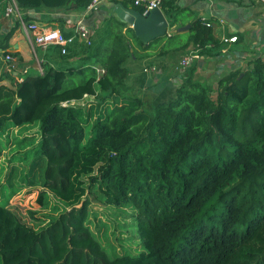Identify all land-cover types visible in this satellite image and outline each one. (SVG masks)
<instances>
[{
	"label": "trees",
	"instance_id": "16d2710c",
	"mask_svg": "<svg viewBox=\"0 0 264 264\" xmlns=\"http://www.w3.org/2000/svg\"><path fill=\"white\" fill-rule=\"evenodd\" d=\"M14 1L24 22L65 38L72 14L104 34L78 67H53L41 53V73L0 84V173L11 138L17 147L0 183V264H264V61L222 75L212 88L194 78L192 59L174 90L145 103L123 93L127 62L217 57L221 43L202 21L179 32L189 17L168 0L161 11L170 32L143 44L111 14L118 3L142 12L127 0H99L96 27V10L87 11L93 0ZM12 21L0 36L10 66L22 63L13 50L21 29ZM49 50L62 60L74 55ZM25 128L35 133L16 140ZM22 190L38 191L41 205L50 192L66 208L42 220L30 213L39 223L32 227L9 207ZM92 202L131 210L144 252L110 258L89 228Z\"/></svg>",
	"mask_w": 264,
	"mask_h": 264
},
{
	"label": "crops",
	"instance_id": "0c3cea01",
	"mask_svg": "<svg viewBox=\"0 0 264 264\" xmlns=\"http://www.w3.org/2000/svg\"><path fill=\"white\" fill-rule=\"evenodd\" d=\"M173 1L179 10L187 12L189 20L184 23V26L190 25L193 20H200L204 24L208 23L209 27L207 28H210L213 37L221 43L220 54L215 58L197 57L196 55L191 57L190 65L193 60L196 61V70L194 71V78L196 80L209 85L210 81L218 80L222 75L238 69H246L248 64L256 58L264 61V0ZM101 14L102 11L96 10L93 18L98 21ZM35 15L43 18V14L41 13L36 12ZM66 18L67 24L73 23L78 19H83V21L85 19L84 15L79 14H72ZM2 19H0V36L14 25L12 20ZM6 27L7 31L5 30ZM232 37H236V42L227 41ZM33 45L32 40L23 34L21 30H16L13 38V50L21 54L22 63L13 62V65H9L13 69L14 66L16 68L12 72V77L17 79V77L22 75L23 73H20L22 69H25L23 72H29V53L34 51ZM79 45L80 42L75 41L72 45L68 46L67 51L71 53L70 55L74 54L68 61L60 59L53 54L52 50L45 51L41 48H38V50L43 54L47 53V59L44 61L51 66L68 69L70 67H78L81 64V56L78 54ZM154 59L153 57L141 62L143 68L149 62L157 64V66L159 64V67L155 68L156 70L153 73L143 71V74L139 69L141 66L139 63L127 65L129 81H139V85L145 81L149 85L154 82V79L151 77L155 74V79H158V83H160L158 86L160 91L164 88L174 90L181 81V75L177 74V72L182 73L185 70L180 69L181 60L178 62H167L162 59H155L156 61L153 62ZM13 61L15 60L13 59ZM1 63L4 65L8 64L0 56V84L9 85L11 80L9 81L8 75L7 77L5 76L6 74ZM144 69L147 68L145 67Z\"/></svg>",
	"mask_w": 264,
	"mask_h": 264
},
{
	"label": "rangeland",
	"instance_id": "374dc122",
	"mask_svg": "<svg viewBox=\"0 0 264 264\" xmlns=\"http://www.w3.org/2000/svg\"><path fill=\"white\" fill-rule=\"evenodd\" d=\"M1 5H3L2 10L7 6L8 2L12 0H0ZM6 3V4H5ZM5 4V5H4ZM111 14L113 12L111 11ZM114 15V14H113ZM95 27L100 24L101 21L95 20ZM75 22L70 23V26H73ZM168 32H170V28L168 27ZM167 32V33H168ZM103 32L96 33V30L90 28V40L96 42L100 37H103ZM87 45L80 43L79 45V55L81 58L84 56V52L87 50ZM34 51L29 53L30 55V68L29 73L35 74L36 70L41 71V52L38 50V47L33 45ZM69 51L66 52L65 55H70ZM70 58L66 59L68 61ZM142 61H128L127 65L132 63H139L141 64L140 70L144 74V68L146 67L149 69L150 62L142 67ZM154 64V63H153ZM4 73L8 76H12V72L16 70L15 66L14 69L9 67V64H2ZM157 68V64H154ZM27 67H29L27 65ZM26 67V68H27ZM154 67V68H155ZM22 69L20 73H24ZM156 70V69H155ZM153 73V72H152ZM155 76V74H154ZM152 76L151 78L154 79L153 83L147 85L145 81L140 83L139 81H129V77L125 82V95H133L140 97L145 103H153L157 97L160 96L161 92L158 89L160 83L159 80L155 79ZM18 78V77H17ZM9 80H11L9 78ZM144 80V79H143ZM219 80V79H218ZM217 79L210 81L209 85L212 88H217ZM141 82V80H140ZM212 98H215V94L212 93ZM86 100L81 101L80 104H84L85 102L92 99V97H86ZM32 133H35L34 130L30 128H25L21 130H15L13 137L16 140L22 139L25 135L31 136ZM36 137V136H35ZM15 140L11 138L10 144L8 145V150L5 151L3 154L2 164L4 167L8 168L11 164L7 162L8 159L11 158V154L17 150V147L14 145ZM15 164H17L15 162ZM13 165H11L12 167ZM6 168L3 173H0V183H3V178L6 174ZM39 192L38 191H26L22 190L17 196L13 197L10 200L9 207L12 209L22 221L26 222L28 225L35 227L39 225L37 221H34L35 218H31L30 213H33L34 217L37 219L42 220L44 217H56L59 213L66 208L64 203L58 200L52 193L47 192L44 199V205L38 203ZM91 217L89 221V228L91 230L92 235L106 252V254L110 258H114L120 255H138L141 252H144L142 247V243L140 237L136 231L134 222L132 221L133 212L128 208L121 207L120 209H116L110 206H105L96 202H92L90 205ZM38 229V228H37Z\"/></svg>",
	"mask_w": 264,
	"mask_h": 264
},
{
	"label": "built area",
	"instance_id": "2783aa9c",
	"mask_svg": "<svg viewBox=\"0 0 264 264\" xmlns=\"http://www.w3.org/2000/svg\"><path fill=\"white\" fill-rule=\"evenodd\" d=\"M133 7L142 8V15H145L150 10L158 8L162 9L163 3L168 0H127ZM101 1L93 0L92 3L88 6L87 11L92 12L97 10V7ZM23 13L16 5L15 1L12 0L8 2L7 6L1 10L0 12V19H12L19 22L20 29L28 38H30L33 44L46 50L49 47L57 46L60 48L61 54H66L67 47L72 45L75 41H79L87 46L91 44L90 40V30L85 25L83 19H78L75 21L73 27V35L69 38H65L62 33L58 29H53L51 27H40L34 23H26L22 19ZM206 27H209L208 23H205ZM228 42H236V37L229 38ZM225 41V42H227ZM4 61L9 63L12 61L9 55L4 57ZM191 57L182 58L180 61V69L184 70L187 69L190 65ZM39 71L42 72V68ZM98 73H102L103 70L97 69ZM144 72L152 73L155 72L154 67H150L148 70L144 69ZM76 102L71 101L70 104H74ZM68 102L61 103L62 106H67Z\"/></svg>",
	"mask_w": 264,
	"mask_h": 264
},
{
	"label": "water",
	"instance_id": "95a60500",
	"mask_svg": "<svg viewBox=\"0 0 264 264\" xmlns=\"http://www.w3.org/2000/svg\"><path fill=\"white\" fill-rule=\"evenodd\" d=\"M115 17L121 22L129 25L135 37L143 44L164 37L168 32V22L162 11L158 8L150 10L145 15L132 9L126 8L118 3L112 9ZM190 25L178 28L179 32L186 31ZM241 76V75H240Z\"/></svg>",
	"mask_w": 264,
	"mask_h": 264
}]
</instances>
